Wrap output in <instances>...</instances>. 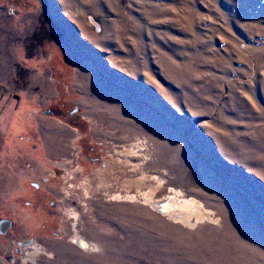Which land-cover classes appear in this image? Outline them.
Segmentation results:
<instances>
[{"label":"rangeland","instance_id":"1","mask_svg":"<svg viewBox=\"0 0 264 264\" xmlns=\"http://www.w3.org/2000/svg\"><path fill=\"white\" fill-rule=\"evenodd\" d=\"M0 220V264H264V0H0Z\"/></svg>","mask_w":264,"mask_h":264},{"label":"crops","instance_id":"2","mask_svg":"<svg viewBox=\"0 0 264 264\" xmlns=\"http://www.w3.org/2000/svg\"><path fill=\"white\" fill-rule=\"evenodd\" d=\"M35 118L32 120L31 118H25L24 125H28V129L31 133L27 135L30 147V141L32 138H38L39 141L41 140L40 144H37L39 148L43 147L42 155L43 157L49 160L61 159L62 155H60L63 151H65L67 147V141L69 136L67 135L68 132L66 129L62 128V123L59 122H51L48 123L49 125H45L43 123V118H39L38 121ZM26 122V124H25ZM30 122V123H28ZM48 126V127H47ZM35 140V139H34ZM37 147V149H38ZM36 148V146H35ZM18 154L20 157H26V159H31V155L28 151H23L18 149ZM64 156V155H63ZM34 156H32L33 158ZM36 159V157H34Z\"/></svg>","mask_w":264,"mask_h":264},{"label":"flooded vegetation","instance_id":"3","mask_svg":"<svg viewBox=\"0 0 264 264\" xmlns=\"http://www.w3.org/2000/svg\"><path fill=\"white\" fill-rule=\"evenodd\" d=\"M63 57L62 55H58L56 58L57 60L60 62H65L63 61ZM55 110H59L58 108H55ZM57 113H59V111H57ZM35 191L38 189L37 187H34L33 188ZM39 194V193H38ZM42 196V197H41ZM37 195L36 193L33 194V199L31 197L30 200H27L24 201L23 204H25V206L29 209V207L32 209L33 213L37 212V210H41V212H44L45 216H46V219L44 220V223H43V227L46 226L48 227L47 225H49L51 222H52V218L54 217L53 213H52V208L49 209V208H44V204L46 203L48 206H52V201L48 200L46 201L43 197V195ZM38 202V204H36ZM40 202V203H39ZM2 221V220H0ZM1 231V229H0ZM0 234H2V232H0ZM29 240V239H28ZM28 240H26L25 242H28ZM30 241V240H29Z\"/></svg>","mask_w":264,"mask_h":264},{"label":"bare ground","instance_id":"4","mask_svg":"<svg viewBox=\"0 0 264 264\" xmlns=\"http://www.w3.org/2000/svg\"><path fill=\"white\" fill-rule=\"evenodd\" d=\"M128 107V106H127ZM131 131L133 132L132 134H137V133H144L145 132V130L143 129V128H139V127H134V128H132L131 129ZM72 242H74L75 244H77V245H79L82 249H94L93 247L94 246H92L90 243H88V242H85L81 237H79V236H76L75 238H73V240H72ZM42 250H41V248H40V246H33V251L29 254V255H27V257H28V259L30 260V261H32L33 259H34V256L36 255V254H38V252H41Z\"/></svg>","mask_w":264,"mask_h":264},{"label":"water","instance_id":"5","mask_svg":"<svg viewBox=\"0 0 264 264\" xmlns=\"http://www.w3.org/2000/svg\"><path fill=\"white\" fill-rule=\"evenodd\" d=\"M44 114H47L49 111L46 109V110H43L42 111ZM0 224H1V221H0ZM9 222L8 221H5L3 222V226L4 228H2V230L0 232H3V230L5 229L6 226H8Z\"/></svg>","mask_w":264,"mask_h":264}]
</instances>
